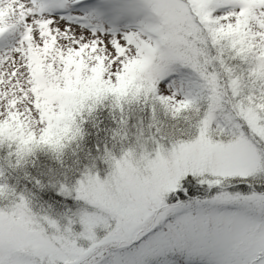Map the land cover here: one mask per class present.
Returning a JSON list of instances; mask_svg holds the SVG:
<instances>
[{"label":"snow or ice","instance_id":"obj_1","mask_svg":"<svg viewBox=\"0 0 264 264\" xmlns=\"http://www.w3.org/2000/svg\"><path fill=\"white\" fill-rule=\"evenodd\" d=\"M109 95L170 123L61 185L91 208L63 229L23 196L0 208V264H264V0H0V145L18 162L59 152Z\"/></svg>","mask_w":264,"mask_h":264},{"label":"rangeland","instance_id":"obj_2","mask_svg":"<svg viewBox=\"0 0 264 264\" xmlns=\"http://www.w3.org/2000/svg\"><path fill=\"white\" fill-rule=\"evenodd\" d=\"M87 3L88 5H95L98 3V0H87ZM53 15L55 17H60L61 15H64V13L57 11L53 13ZM4 50L6 51L7 48H4ZM146 101L148 100H144L143 98L131 102L122 101L120 105L117 106L115 99L111 95L95 104H93L92 101H87L85 103V107L78 115L75 116V128L78 129V132L74 138L69 140L76 139L78 134L81 135L80 129L83 124H85L86 127H88L89 124L90 128H92V125L99 123L98 119L104 115L106 119L103 122H100L102 123V127L98 128L100 129V132L102 131V134L105 138V140L101 142L96 149L98 154L97 160L99 161L93 163L92 165L70 169L65 173L64 178L61 181L52 183V186L54 187L55 193L58 197H53L54 201H52L53 199H50L49 203L46 205L45 202L40 201L36 196L24 195L22 192L18 193L19 190L17 191L18 194H16V196L13 192H11L12 203L18 202L19 198L23 196L28 202L30 211L34 215L37 217L48 216L49 218L56 220L58 226H60L61 229L67 225V219L71 218L73 214L79 209L88 207V209L91 210L89 206L84 205L83 201H78L75 199L74 192L71 195H64L61 193L60 186L64 185L71 188L78 180L82 178L85 172H90L103 179L110 171L109 165L105 161V156L108 153H111L118 159L124 151L128 150H133L137 155H139L141 146H143V150L151 152L152 148L154 147L153 141L157 138V136L151 132L149 126L147 127V125L141 121V116L140 118L139 116L138 118H132L133 110L135 111V109H137V106L135 105L139 104L138 102H140L141 105H144ZM130 109H133L131 115H129ZM69 140H66L65 142ZM8 149H13L16 152L15 145H9L7 143L0 145V151L2 153H5ZM13 150H8L11 156H13L15 153ZM43 152L58 154V152H54L48 147L43 149ZM5 173L6 172L2 174L0 170V176H3ZM6 177L7 176L5 175V180L11 182L10 186L17 185L15 183L14 177L11 174H9L8 178ZM5 180H3V182ZM0 185L5 186L2 184V182H0ZM5 188H7V186ZM8 193L10 192H8L6 189L5 195L1 197L0 201H5V197H7ZM45 227L47 231H52L51 229H47L46 225ZM72 230L74 232H79L82 230V227L79 225V223H75L72 225ZM96 231L98 236H102L104 234L100 229H97ZM78 243L86 244L84 241H78Z\"/></svg>","mask_w":264,"mask_h":264},{"label":"trees","instance_id":"obj_3","mask_svg":"<svg viewBox=\"0 0 264 264\" xmlns=\"http://www.w3.org/2000/svg\"><path fill=\"white\" fill-rule=\"evenodd\" d=\"M138 103L139 104L135 105L137 109H135V111L132 109V118H138V116L140 118L141 116V121H143L147 127L149 126L151 132L158 137L159 133H157L156 129L159 127L161 131H165L166 126L170 122L162 114H158L156 119H153L152 101L148 100L144 105H141L140 102ZM132 110L130 109L129 115L132 114ZM105 119V116L102 115L98 119L99 123L92 125V128H90L89 124L88 127L83 124L80 129L81 135L78 134L76 139L65 142V146L58 154L43 152V149L47 147L40 146L22 159H19L18 162L16 154L14 153V155L11 156L10 152H8V150L13 149H8L5 153L0 151V170L2 174L6 172L3 176H0V182H2L5 187L7 186L6 189L10 192L7 194V197H5V201H0V208L9 206L12 203L11 192H13L15 196L19 192H22L24 195L36 196L40 201L45 202V205L49 203L50 199L54 201L53 197L58 196L55 193L52 183L61 181L65 173L70 169L92 165L99 161L97 160L98 154L96 149L105 138L102 131L100 132L98 128L102 127V123L100 122H103ZM9 174L14 177L17 185L10 186L11 182L5 180V175L7 176L6 178H8ZM3 180L5 181L3 182Z\"/></svg>","mask_w":264,"mask_h":264}]
</instances>
